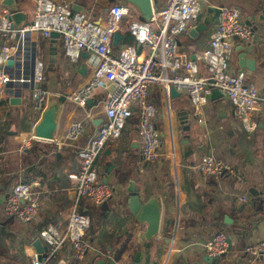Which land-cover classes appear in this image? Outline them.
Here are the masks:
<instances>
[{
    "label": "crops",
    "instance_id": "0c3cea01",
    "mask_svg": "<svg viewBox=\"0 0 264 264\" xmlns=\"http://www.w3.org/2000/svg\"><path fill=\"white\" fill-rule=\"evenodd\" d=\"M55 1L68 5L72 13H76L72 10L73 5L80 6L82 11L79 13L86 14L96 23H103L107 15L105 9L118 3ZM164 2L158 0V6ZM254 4L255 0H206V8L213 5L236 9L242 19L253 13ZM34 8V0H20L19 9L27 15L25 24L33 20ZM3 9L7 8L0 4V12ZM137 16V11L132 8L130 15L122 20L119 29L122 38L114 47L116 50L134 45L128 26L138 21ZM212 30L213 27L194 39L189 37V30L181 34L178 37L179 52L184 58L194 60L195 54L207 48ZM54 43L56 61L50 70V39L34 33L19 35L8 42L15 50L9 59L13 65H6L13 77L9 94L0 97V264H23L38 255L33 243L39 239V230L44 226L53 225L65 230L75 198L71 189L73 182L68 176L79 168L77 151L87 144L105 118L104 101L110 93V85L94 87L86 104H77L73 96L87 84L89 71L86 68L84 75L80 74L84 60L71 63L65 58L60 39ZM3 44L4 40L0 38V47ZM231 44L229 72L243 73L245 82L258 91L259 100L251 115L255 129L246 131L233 115L231 103L214 90L198 111L185 95L170 97L168 112L163 90L152 86L148 101L156 109L155 124L162 140L160 155L153 162H145L141 157L137 115L127 121L122 135L109 140L98 154L94 167L102 182L106 180L105 184L114 189V195L106 207L83 201L77 208L90 220L85 240L94 252L87 256L85 264H164L169 248L171 253L166 264H264V258L251 260L242 252L245 246L264 240V70H257L251 76L243 69L239 71L236 49L244 41L233 40ZM262 48L264 50V46ZM34 58L44 66V82L40 87L47 93L67 98L59 116L55 142L28 136L40 114L32 104L35 85L29 84ZM263 61L257 59L258 63ZM199 69L203 75V64H199ZM12 99H18L19 103H11ZM194 116L198 117L193 119ZM73 123L82 129L77 140L70 142L65 136ZM188 125L191 128L187 131ZM170 130L173 133L171 141ZM185 135L192 146V153L186 158L179 144ZM24 143L27 147L21 148ZM209 154L229 164L242 176V181L226 176L218 179L204 176L198 164ZM30 181H38L32 191L40 206L34 221L26 224L6 216L4 205L16 184ZM130 181H134L136 189L146 191L143 200L151 194L161 197L160 229H169V232L161 231L151 241L139 238L146 225L136 224L128 210L126 189ZM173 193L176 203L170 199ZM119 202L122 205L119 206ZM173 208L176 214L171 212ZM174 220L176 230L172 235L169 222L173 225ZM218 232L228 236L230 250L218 262L208 263L202 246ZM166 238H170L168 244ZM41 247L44 257L48 250H43L42 242ZM58 260L77 264L68 245H64L48 264H56Z\"/></svg>",
    "mask_w": 264,
    "mask_h": 264
},
{
    "label": "built area",
    "instance_id": "2783aa9c",
    "mask_svg": "<svg viewBox=\"0 0 264 264\" xmlns=\"http://www.w3.org/2000/svg\"><path fill=\"white\" fill-rule=\"evenodd\" d=\"M34 4L33 20L20 30L13 28L8 9L0 12V38L4 40L0 47V97L9 94V84L13 81L6 65L15 48L8 42L19 35L34 33L45 39H49L52 33L59 34L65 57L74 64L84 60L89 71L88 80L85 87L73 96L77 104L85 105L94 87L114 86L104 101L103 123L89 137L87 144L77 151L79 168L68 176L73 182L71 189L75 198L65 230L53 225L41 228L38 236L48 249L46 255L41 259L34 255L23 263L48 264L64 245H68L77 264H85L87 256L94 252L85 240L90 220L77 208L83 201L99 207L114 195V189L102 182L94 167L98 154L109 140L119 138L127 121L137 115L141 157L145 162H153L160 155L162 140L155 124L156 109L148 101L152 86L163 90L168 112L171 88L185 95L197 111L206 104L211 92L217 90L231 103L233 115L244 129L248 132L255 129L251 115L259 100L258 91L245 82L243 73L235 75L229 72L230 41L234 38L249 41L252 31L243 23L238 10L221 7L219 22L213 26L207 48L195 54L194 60H188L179 52L178 37L196 25L197 16L206 9V0H165L162 6L153 9L148 22L129 24L128 31L134 45L118 50L113 46V36L119 32L122 20L130 15L132 7L129 4L111 5L103 23L90 20L84 13H72L68 5L55 0H34ZM84 54L87 57L83 58ZM200 63L205 70L203 75L200 74ZM32 66L29 84L38 86L33 89L32 104L35 110L41 111L47 95L40 87L44 82V66L35 58ZM81 129L79 124L73 123L65 140H77ZM28 136L32 137L30 133ZM169 138L173 140L172 130ZM22 146L26 148L27 144ZM198 169L204 176L214 179L226 176L242 181V176L229 164L211 154L201 158ZM37 183L30 181L13 187L4 205L6 216L26 224L34 221L40 206L32 191ZM202 247L208 257L224 256L229 250L228 236L218 232ZM242 252L251 260L264 258V240L245 246ZM56 264L66 263L58 260Z\"/></svg>",
    "mask_w": 264,
    "mask_h": 264
},
{
    "label": "water",
    "instance_id": "95a60500",
    "mask_svg": "<svg viewBox=\"0 0 264 264\" xmlns=\"http://www.w3.org/2000/svg\"><path fill=\"white\" fill-rule=\"evenodd\" d=\"M1 6L7 8L10 12V20L12 21L13 28L20 30L26 25L27 15L19 9L20 0H0ZM105 2L117 1L120 4H129L133 9L138 13L137 20L139 22L145 23L148 22L152 16L153 9H156L158 6V0H104ZM72 10L76 13L81 12V7L77 5L72 6ZM108 9H105L107 12ZM253 13L250 14L247 18L243 19V23L250 28L252 31V37L249 41H245L243 45L239 44L236 49L237 55V65L238 70H245L248 75H252L257 70H264V61L258 63L257 59H264V0H255ZM220 7L218 6H208L204 13H201L196 18V25L191 28L188 32L191 39L196 38L200 33L207 32L211 27L216 26L219 22ZM242 18V16H241ZM122 36L119 32H116L113 36V46H117L120 42ZM50 42L52 47L50 49V58H49V69L53 70L54 64L56 61V52H55V41L59 39V34L52 33L50 36ZM235 41H241L238 38H234ZM231 40L230 42H232ZM87 57V55H83ZM13 61L8 60L7 66H12ZM86 72V66L83 65L80 69V74L84 75ZM37 88L38 86L35 85ZM114 90V86L110 85L108 91L111 93ZM214 93L219 94L217 90H214ZM170 97H179L181 94L177 93L173 88L169 91ZM220 95V94H219ZM221 96V95H220ZM67 98L65 96H57L54 93H47L45 103L40 111L39 118L31 129L32 137L36 140L44 142H55L57 131L59 127V116L63 110L64 103ZM11 103L18 104V99H12ZM199 116V115H198ZM198 116H194L193 119ZM200 118V117H199ZM191 126L188 125L185 129L190 130ZM182 146V155L186 158L189 154L192 153V146L188 142L187 135L183 136L182 140L179 143ZM105 181V182H104ZM103 182L106 183V180ZM128 198L126 199V204L128 206L129 212L134 217V221L139 226L146 225L145 231L140 234L139 238L142 237L147 241H151L152 238L156 237L161 231L163 232L166 229H160L161 225V197L157 194H151L150 198L143 200L144 195L146 194L145 190H138L135 188L134 181L129 182V186L126 189ZM113 197V196H112ZM112 197L108 200H112ZM171 201L176 203V194L173 193L170 195ZM107 201V202H108ZM107 202L103 206H107ZM122 205V203H118ZM240 208L241 204L239 205ZM171 212L176 214V209H171ZM175 219V217H174ZM176 220V219H175ZM174 220L173 225L171 224L172 233L176 230L174 229ZM169 232L167 229L165 231ZM173 235V234H172ZM166 244L170 242V238H166ZM229 250H230V239L228 238ZM33 247L37 252L38 259L42 258V247L39 239L35 240ZM44 251H47V247L43 248ZM221 256L208 257L205 256V261L218 262Z\"/></svg>",
    "mask_w": 264,
    "mask_h": 264
},
{
    "label": "rangeland",
    "instance_id": "374dc122",
    "mask_svg": "<svg viewBox=\"0 0 264 264\" xmlns=\"http://www.w3.org/2000/svg\"><path fill=\"white\" fill-rule=\"evenodd\" d=\"M66 58V57H65ZM67 59V58H66ZM68 60V59H67ZM175 131H176V129H175Z\"/></svg>",
    "mask_w": 264,
    "mask_h": 264
},
{
    "label": "trees",
    "instance_id": "16d2710c",
    "mask_svg": "<svg viewBox=\"0 0 264 264\" xmlns=\"http://www.w3.org/2000/svg\"><path fill=\"white\" fill-rule=\"evenodd\" d=\"M43 90H45V88H43Z\"/></svg>",
    "mask_w": 264,
    "mask_h": 264
}]
</instances>
